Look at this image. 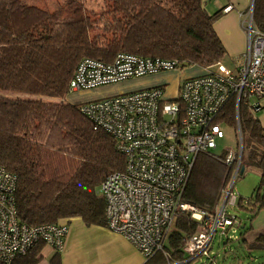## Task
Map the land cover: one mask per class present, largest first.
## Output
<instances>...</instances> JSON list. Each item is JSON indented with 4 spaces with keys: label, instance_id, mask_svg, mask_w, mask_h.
I'll use <instances>...</instances> for the list:
<instances>
[{
    "label": "trees",
    "instance_id": "trees-1",
    "mask_svg": "<svg viewBox=\"0 0 264 264\" xmlns=\"http://www.w3.org/2000/svg\"><path fill=\"white\" fill-rule=\"evenodd\" d=\"M222 12L211 14L203 0H108L101 12L82 0L54 10L28 0H0V167L18 177L21 222L70 224L79 217L88 226H107L100 186L125 169L126 157L111 134L94 130L79 105L66 101L78 63L85 57L112 62L124 52L179 60L184 67L214 66L227 55L214 27ZM253 20L264 32V0H255ZM239 118L242 166L260 173L254 195L238 200L252 220L264 210V124L245 104ZM217 121L237 131L235 100ZM226 155V150L199 153L184 192L185 201L209 215L217 214L234 175ZM199 227L190 215H180L166 243L171 260L188 258L187 239ZM43 245L12 264H38ZM253 247L264 248V235ZM166 262L161 252L145 264Z\"/></svg>",
    "mask_w": 264,
    "mask_h": 264
},
{
    "label": "built area",
    "instance_id": "built-area-1",
    "mask_svg": "<svg viewBox=\"0 0 264 264\" xmlns=\"http://www.w3.org/2000/svg\"><path fill=\"white\" fill-rule=\"evenodd\" d=\"M233 7H225L229 12ZM248 46L235 69L223 63L204 68L206 74L184 79L175 99L166 97L165 86L92 100L79 105L94 130H103L116 140L126 165L108 175L100 186L106 202L107 227L124 235L149 260L163 253L172 264L166 243L181 214L200 223L187 239L188 261L210 256L217 233L227 235L238 223L227 207L240 197L234 191L243 158L240 106L261 110L264 100V32L253 20V4L243 22ZM184 67L179 60L119 53L112 62L85 57L70 80V91H87L135 77ZM235 100L237 150H227L226 164L234 166L225 201L216 215H209L184 200V192L199 153L214 151L225 137L217 121L225 106ZM16 174L0 167V264H12L36 245L45 243L62 253L70 224L29 225L20 221Z\"/></svg>",
    "mask_w": 264,
    "mask_h": 264
},
{
    "label": "crops",
    "instance_id": "crops-1",
    "mask_svg": "<svg viewBox=\"0 0 264 264\" xmlns=\"http://www.w3.org/2000/svg\"><path fill=\"white\" fill-rule=\"evenodd\" d=\"M252 2L253 0H216L215 2L218 3L219 10L223 9L222 14L214 23V27L227 50V55L222 60V63L227 67H230L228 65L229 62L233 63L234 67H230L232 69L237 67L238 62L243 59L247 51L248 38L243 22L247 19ZM229 5L233 8L229 12H225V7ZM194 70H192L188 76L185 75L184 77H178L173 86V91L167 90L168 77L173 74L171 72H161L143 77H135L123 82L105 86L110 90V93L108 94L113 96L143 88L165 86L166 97L168 99H175L179 94L180 86L184 79L206 74V70L203 67ZM244 214L246 215L248 222L244 223V221H241L242 225L239 229L240 233L244 235L246 230L259 233L258 236H253L251 240H244L245 246L253 247V243H255L256 239L260 235H264V210L252 220L249 219V214ZM233 230L235 231V229ZM260 250L264 251V248ZM40 251L39 255L42 256V258L38 264L146 263L143 254L124 235L110 230L107 226H88L79 217L73 218L70 221V230L66 237L65 248L62 253H57L49 245H43L40 247ZM189 262L188 258L182 261L172 260V264H189ZM165 264H167V262Z\"/></svg>",
    "mask_w": 264,
    "mask_h": 264
},
{
    "label": "rangeland",
    "instance_id": "rangeland-1",
    "mask_svg": "<svg viewBox=\"0 0 264 264\" xmlns=\"http://www.w3.org/2000/svg\"><path fill=\"white\" fill-rule=\"evenodd\" d=\"M68 1L69 0H28L30 4H35L39 7L50 10H54L59 5L65 4ZM82 1H84L85 5L89 9L101 12L102 8L105 6V3H107L108 0ZM203 2L205 3L206 9L211 14H214L219 10L218 3H215L216 0H203ZM228 65L232 68L234 67L233 63L229 62ZM197 68H200V66L188 65L177 70L164 71L173 73L168 77L169 80L167 90L173 91V86L176 83L178 77H184L185 75L188 76L192 70ZM106 87L107 86H104L96 90L70 91L66 97V101L72 104L80 105L82 103L89 102L92 100L113 96L108 94L110 93V90ZM44 99L47 101L53 100L51 98ZM262 105L264 106V100L262 101ZM251 112L264 124L263 109L257 111L251 109ZM223 130L225 132V137L218 141V148L216 149V152L218 154L222 153L224 150L235 151L237 150L238 145L240 143V135L234 127L223 125ZM259 183L260 173L257 169L247 168L243 174H240L234 182V191L236 195L240 197L239 202L241 200L244 201L248 198H251L254 195L257 187L259 186ZM224 201L225 197L223 203ZM239 202H237L236 206H228L227 209L231 214H236L242 221H244V223H246L248 222V219L246 218V215L239 210ZM233 229H235V231ZM258 234L259 233L256 231L246 230L244 235H242L237 225H235L234 227H232V229H230L227 235H221L219 233L216 234L211 246V255L209 257H198L189 264H264V251H261L260 249H256L254 247H247L244 244V240H251L253 236H258Z\"/></svg>",
    "mask_w": 264,
    "mask_h": 264
},
{
    "label": "water",
    "instance_id": "water-1",
    "mask_svg": "<svg viewBox=\"0 0 264 264\" xmlns=\"http://www.w3.org/2000/svg\"><path fill=\"white\" fill-rule=\"evenodd\" d=\"M254 2H255V0H253V2H252V4H253V7H254ZM244 170H245V167H244V166H242L240 174H243V173H244Z\"/></svg>",
    "mask_w": 264,
    "mask_h": 264
}]
</instances>
